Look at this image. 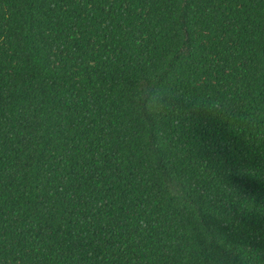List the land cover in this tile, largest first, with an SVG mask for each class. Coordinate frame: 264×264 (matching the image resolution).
Segmentation results:
<instances>
[{
	"label": "trees",
	"instance_id": "16d2710c",
	"mask_svg": "<svg viewBox=\"0 0 264 264\" xmlns=\"http://www.w3.org/2000/svg\"><path fill=\"white\" fill-rule=\"evenodd\" d=\"M0 264H264V0H0Z\"/></svg>",
	"mask_w": 264,
	"mask_h": 264
},
{
	"label": "clouds",
	"instance_id": "9594fccd",
	"mask_svg": "<svg viewBox=\"0 0 264 264\" xmlns=\"http://www.w3.org/2000/svg\"><path fill=\"white\" fill-rule=\"evenodd\" d=\"M151 103H152L153 110H157L158 107H161L160 102L158 103L156 101H152Z\"/></svg>",
	"mask_w": 264,
	"mask_h": 264
}]
</instances>
